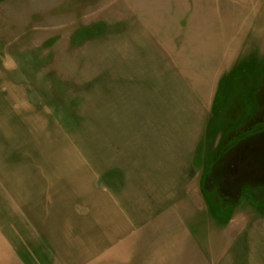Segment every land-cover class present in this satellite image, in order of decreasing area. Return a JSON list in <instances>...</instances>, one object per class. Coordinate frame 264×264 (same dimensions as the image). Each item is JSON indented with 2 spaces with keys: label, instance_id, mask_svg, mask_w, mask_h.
<instances>
[{
  "label": "rangeland",
  "instance_id": "374dc122",
  "mask_svg": "<svg viewBox=\"0 0 264 264\" xmlns=\"http://www.w3.org/2000/svg\"><path fill=\"white\" fill-rule=\"evenodd\" d=\"M245 2L255 8L257 20H264V0ZM202 7L191 0H0V148L12 147L15 140L14 117L6 115L5 104L14 102L15 96L24 97L18 84L21 81L39 88L58 110L68 111V122L64 119L62 123L73 133L74 143L92 146L102 129L112 127L119 139L113 143L118 144L121 134L137 137L142 128H151L153 121L130 116L155 105L154 99L142 94L147 85L156 82V78L143 76L149 74L150 55H157L158 44L169 45L161 41L171 39L173 34L168 29L174 28L179 14L183 31L204 33L206 26L202 24L196 30L195 25L192 30L186 28L190 16L195 19L192 24L204 20L208 9ZM250 24L246 27L253 29ZM247 33V45L251 41L257 45L252 31ZM250 63L249 67L221 74L210 118L215 131L219 124V134L213 133L212 139L199 136L204 123L201 108L205 105H191L189 116L191 126H197L198 145L192 155L195 168H189L183 179V195L200 199L195 204L198 216L188 219L197 226L190 228L193 241L208 264H264V190L251 194L253 200H241L243 185L264 189V58L258 67ZM164 72L168 83L178 86L182 80L176 95L166 90L169 103L163 108L165 116L175 112L180 118L181 112L189 111L190 103L183 97L189 88H184V83L191 86L198 101H204L207 74H171L166 66ZM106 77L121 83L115 88V97L105 101L99 98L100 93L95 96L92 86ZM174 96L179 101L176 105L171 103ZM100 102H105L102 109L96 106ZM104 114L114 120H100ZM122 138L141 146L140 138ZM205 144L218 147L207 154L202 166ZM1 155L4 159L0 150ZM6 158L13 159V155L5 153ZM0 264H55L46 249L34 241L25 221L15 214L1 185Z\"/></svg>",
  "mask_w": 264,
  "mask_h": 264
},
{
  "label": "crops",
  "instance_id": "0c3cea01",
  "mask_svg": "<svg viewBox=\"0 0 264 264\" xmlns=\"http://www.w3.org/2000/svg\"><path fill=\"white\" fill-rule=\"evenodd\" d=\"M194 2L208 12L199 24H192L195 19L190 16L186 28L195 25L196 30L202 24L205 32L183 31L179 14L174 28L168 29L173 36L161 41L169 45L158 44L157 55H150L152 68L147 65L149 74L143 76L156 78V82L147 85L142 94L154 99L155 105L130 116L154 123L151 128H142L137 137L120 133L121 140L115 144L113 140L119 139L110 127L101 130L100 139L95 137L92 146L74 143L73 133L62 123L64 119L68 122V111L59 108L61 113L56 103L27 81L18 83L24 97L15 96L14 102L5 104L6 115L14 117L16 132L12 147L0 148L4 154V159L0 157V185L15 214L25 221L34 241L46 249L55 264H208L193 241L190 228L197 226L188 219L198 216L195 204L200 199L183 195V179L189 168H195L192 155L198 145L197 126H191L189 115L192 106L204 104L199 136L212 139L213 133L219 134V124L215 131L210 120L219 79L221 74L249 67L251 61V66H259L264 58V20L255 18V8L247 7L245 0H191ZM248 24L253 29L247 28ZM248 30L257 45L252 41L247 45ZM165 66L171 74L204 73L209 78L202 92L203 102L184 83L189 92L183 97L190 108L181 112L180 118L175 112L172 117L165 116L163 108L169 103L166 90L176 95L182 82L179 80V88L168 83ZM120 83L106 77L92 87L95 96L100 93L99 98L106 101L115 97ZM63 84L60 86L64 88ZM177 97L170 102L179 103ZM102 104L105 102L97 103V108ZM100 120L114 119L104 114ZM125 131L130 133L129 129ZM122 136L140 138L141 146ZM202 147L204 166L207 154L218 146ZM5 153H11L13 159L5 160ZM263 190L261 186L243 185L241 200H253L251 194ZM191 201L193 205L189 206ZM10 261L14 263V258Z\"/></svg>",
  "mask_w": 264,
  "mask_h": 264
}]
</instances>
